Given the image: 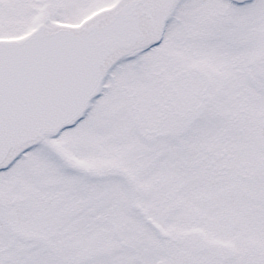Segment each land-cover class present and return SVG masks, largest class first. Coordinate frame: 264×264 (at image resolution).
I'll return each mask as SVG.
<instances>
[{"label": "snow or ice", "instance_id": "snow-or-ice-1", "mask_svg": "<svg viewBox=\"0 0 264 264\" xmlns=\"http://www.w3.org/2000/svg\"><path fill=\"white\" fill-rule=\"evenodd\" d=\"M0 264H264V0H0Z\"/></svg>", "mask_w": 264, "mask_h": 264}]
</instances>
